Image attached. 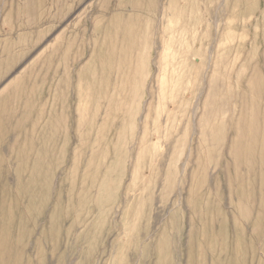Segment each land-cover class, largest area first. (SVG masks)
I'll return each instance as SVG.
<instances>
[{
	"label": "rangeland",
	"instance_id": "obj_1",
	"mask_svg": "<svg viewBox=\"0 0 264 264\" xmlns=\"http://www.w3.org/2000/svg\"><path fill=\"white\" fill-rule=\"evenodd\" d=\"M0 264H264V0H0Z\"/></svg>",
	"mask_w": 264,
	"mask_h": 264
},
{
	"label": "bare ground",
	"instance_id": "obj_2",
	"mask_svg": "<svg viewBox=\"0 0 264 264\" xmlns=\"http://www.w3.org/2000/svg\"><path fill=\"white\" fill-rule=\"evenodd\" d=\"M194 36V35H193ZM222 55V54H221ZM221 57V56H220ZM232 67V66H231ZM240 70V69H239ZM226 113V112H225Z\"/></svg>",
	"mask_w": 264,
	"mask_h": 264
}]
</instances>
